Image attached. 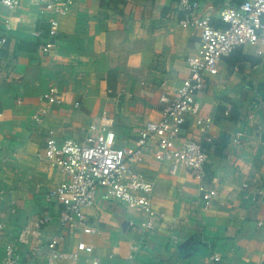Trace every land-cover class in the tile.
I'll list each match as a JSON object with an SVG mask.
<instances>
[{
	"label": "crops",
	"instance_id": "obj_1",
	"mask_svg": "<svg viewBox=\"0 0 264 264\" xmlns=\"http://www.w3.org/2000/svg\"><path fill=\"white\" fill-rule=\"evenodd\" d=\"M199 2L216 10L222 4ZM9 16L12 30L0 46V264L10 246L21 258L38 250L36 264H128L131 254L135 264H264V196L253 203L242 189L247 183L264 190L263 46L237 47L224 58L197 95L196 112L186 118L184 136L208 152L205 170L217 182L219 195L210 209H202L198 184L186 170L172 174L151 145L135 169L154 182L152 208L162 215L155 228L138 229L146 219L142 211L99 192L95 205L84 210L96 233L65 232L51 252L45 245L61 233V207L45 195L64 176L44 157L48 132L57 141L81 142L91 118L105 111L116 142L132 147L143 125L159 119L165 107L160 96L172 98L188 76L185 59L200 46V30L178 24L183 13L176 0H75L60 19L55 52L43 55L31 36L33 29H45L37 4ZM51 86L61 92L60 105L48 106ZM40 109L47 113L36 123ZM199 117L212 118V143L196 127ZM238 132L243 136L232 142ZM43 216L52 222L18 244L19 234L34 230ZM79 242L92 253L73 258Z\"/></svg>",
	"mask_w": 264,
	"mask_h": 264
},
{
	"label": "built area",
	"instance_id": "obj_2",
	"mask_svg": "<svg viewBox=\"0 0 264 264\" xmlns=\"http://www.w3.org/2000/svg\"><path fill=\"white\" fill-rule=\"evenodd\" d=\"M31 2L37 4L39 17L45 23L44 30L35 28L31 36L37 40L41 54H52L57 48L60 19L70 12L75 0H0V8L5 11V14L0 13V46L7 44L12 30L9 14ZM176 3L177 10L183 13L178 24L198 28L200 46L185 59L188 76L181 87L172 98L160 96L159 101L165 107L159 119L143 125L134 145L128 147L116 142L112 119L105 111L91 118L89 134L81 142L71 138L57 141L54 132H48L43 148L44 157L51 167L58 168L64 176V180L45 195L47 200L61 207L56 217L61 233L46 243L45 247L49 251H55L64 239L65 232L96 233L87 223L84 210L95 205L99 192L107 200L129 209H138L145 214V221L137 226L130 222V226L134 225L143 231L155 228L162 215L152 208L154 182L135 169V166L143 162L144 150L151 145L154 146L159 162H169L172 174L184 168L188 176L198 184L202 209L208 210L215 203L219 195L217 182L205 170L209 154L199 142L184 136V125L187 116L197 110V95L206 88L207 79L218 74L219 64L224 58L237 47L261 45L264 48V0H242L236 5L231 0H222L217 10L213 5L202 4L198 0H176ZM213 17L218 18L226 27L212 25ZM258 53L264 54V50ZM45 99L48 106L63 102L61 92L55 86L49 87ZM79 105V102L74 103L75 108ZM253 108H257V104H253ZM46 113V109L38 110L33 120L40 123ZM212 123L209 117L195 120L196 127L204 134L207 143L213 140L207 134ZM242 136L241 132L236 133L232 142L237 143ZM242 189L253 203L264 196V190L260 187L251 188L244 183ZM52 220L48 216L40 217L34 230H25L19 234L17 243L26 244L29 235L38 236L41 225H47ZM37 251L32 250L21 258L14 247H7L3 264H36ZM79 252L89 255L92 247L79 242L72 257L76 258ZM214 259L218 260L217 257ZM127 261L128 264H135L133 254L128 256ZM90 264L100 262L92 259Z\"/></svg>",
	"mask_w": 264,
	"mask_h": 264
},
{
	"label": "trees",
	"instance_id": "obj_3",
	"mask_svg": "<svg viewBox=\"0 0 264 264\" xmlns=\"http://www.w3.org/2000/svg\"><path fill=\"white\" fill-rule=\"evenodd\" d=\"M200 1V0H199ZM232 1V3L233 4H239L242 0H231ZM220 4H221V2H220ZM213 20V19H212ZM218 24L216 25H214L213 23H212V21H211V23H212V25H214L215 27H219V28H225L226 26H225V24H223V23H221L219 20H218Z\"/></svg>",
	"mask_w": 264,
	"mask_h": 264
}]
</instances>
